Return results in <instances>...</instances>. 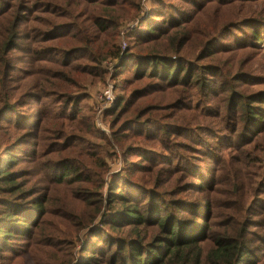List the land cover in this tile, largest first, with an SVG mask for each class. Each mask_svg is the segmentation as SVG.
Masks as SVG:
<instances>
[{
	"label": "rangeland",
	"instance_id": "rangeland-1",
	"mask_svg": "<svg viewBox=\"0 0 264 264\" xmlns=\"http://www.w3.org/2000/svg\"><path fill=\"white\" fill-rule=\"evenodd\" d=\"M14 4L0 0V9ZM20 4L9 26L7 64L0 62V165L10 153L19 186L47 199L42 220L51 230L45 244L53 251L42 247V253L28 254L25 241H14L9 244L21 258L9 263L12 256L5 257L0 264L77 259L94 207L83 202L100 198L106 207L105 199L119 187L141 208L147 193L195 209L203 204L214 230L237 211H257V227L248 230L259 240L251 247L254 262L264 264V124L242 139L233 133L226 85L229 80L240 93L264 94V39L257 42L247 27L264 38V0ZM146 21L157 28L154 41L144 38ZM3 34L0 28V46ZM154 50L171 61L219 66L222 87L197 92L142 78L147 65L137 73L134 62ZM65 166L81 181H61Z\"/></svg>",
	"mask_w": 264,
	"mask_h": 264
},
{
	"label": "trees",
	"instance_id": "trees-1",
	"mask_svg": "<svg viewBox=\"0 0 264 264\" xmlns=\"http://www.w3.org/2000/svg\"><path fill=\"white\" fill-rule=\"evenodd\" d=\"M15 3L6 10L0 9V28L4 31L0 46L3 60L0 58V62L4 65L7 64L4 57L12 49L10 41L13 29L9 26L16 11L23 6L20 0H15ZM44 3L55 5L53 1ZM144 25H147L145 39L154 41L158 38L156 27L149 26L147 21ZM98 26L102 27L103 24L98 23ZM247 27L253 29L250 36L255 37L257 42L264 39L263 32H255L254 27L249 25ZM154 52L138 55L140 59L134 62L139 69L137 73L147 65L148 71L141 74L142 78L155 77L163 85L190 86L197 92L209 93L214 91L212 89L222 87L219 77L224 72L219 66L210 63L199 66L189 62L180 63ZM206 75H211L214 80ZM224 77L227 79V76ZM233 80L240 81L239 75ZM226 85L230 88L227 111L231 113V117L227 118H232L233 133L242 139L245 133L264 124V94L261 91L240 93L229 80ZM4 107L3 111H7V104ZM161 133L166 135L168 131L161 129ZM6 155L5 165H0V260L12 256L6 260L10 263L21 258L20 255L15 256L16 248L10 246L11 242L25 241L28 249L30 247L28 254L33 250L42 253V247L50 252L53 246L45 244L48 237L46 233L51 231L42 220L47 214V199L19 186L17 178L10 171L12 156L10 153ZM71 177L76 182L81 181L78 180L81 176L73 173L71 167L65 166L60 180L65 181ZM193 187L191 184L187 189ZM116 191L110 192L113 196L105 199L108 203L106 207L103 199H85L83 204L94 205L89 214L90 223L84 226L88 235L81 244L78 258L69 255L68 260L61 264H257L254 262L257 255L251 247L258 245L259 240H255L253 232L248 230L257 227L254 224L257 211L251 210L252 216L237 211L235 214L239 213V216L230 218L218 230H214L207 223L208 210L203 204L195 209L181 199L172 198L162 202L147 193V202L141 208L135 200L129 199L124 188L119 187ZM172 193L176 194L174 189ZM249 195L250 190L240 197L244 202ZM88 236L91 237L89 242ZM51 239L54 238L51 236ZM5 251L11 254L6 256Z\"/></svg>",
	"mask_w": 264,
	"mask_h": 264
}]
</instances>
